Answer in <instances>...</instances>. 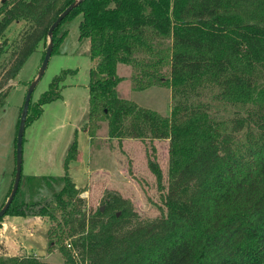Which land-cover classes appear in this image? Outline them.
Listing matches in <instances>:
<instances>
[{
    "label": "trees",
    "instance_id": "obj_1",
    "mask_svg": "<svg viewBox=\"0 0 264 264\" xmlns=\"http://www.w3.org/2000/svg\"><path fill=\"white\" fill-rule=\"evenodd\" d=\"M71 1L1 0L0 36L12 21L26 23L18 39L0 44V56L11 48L8 59L16 55L8 76L19 71L39 42L46 49L49 25ZM76 17L79 38H88L95 62L89 68L88 117L107 119L113 136L168 139L165 209L135 222L115 210L104 216L101 208L87 216L68 172L58 190L24 200L23 180L37 176L21 172L4 215L56 219L55 210L66 211L64 232L74 235L77 253L62 245L61 264H264V0H81L54 28L51 54ZM118 61L135 67V89L170 88L168 115L117 94ZM74 71L63 69L36 101L30 99L25 127L41 114L43 103L61 95V81ZM5 96L0 92V107ZM214 103L236 106L245 115L219 117ZM243 127L244 140H239ZM76 152L73 140L66 167ZM149 165L163 189L158 162L150 159ZM42 177L50 187L48 178H58ZM0 264L55 263L0 254Z\"/></svg>",
    "mask_w": 264,
    "mask_h": 264
},
{
    "label": "rangeland",
    "instance_id": "obj_2",
    "mask_svg": "<svg viewBox=\"0 0 264 264\" xmlns=\"http://www.w3.org/2000/svg\"><path fill=\"white\" fill-rule=\"evenodd\" d=\"M78 21L79 17H76L69 23L68 33L58 49L51 54L32 91L31 100L34 102L48 89L55 75L60 74L63 69L75 70L67 73L61 81V95L43 103L41 114L25 127L22 173L35 174L37 178L23 180L20 198L33 201L50 194L54 189L58 190L63 184L62 175L68 172L84 199L82 204L87 216L101 208L106 211L104 216L115 210L118 216L124 214L131 222L156 218L165 209L162 193L168 183V139L113 136L109 132L107 119L88 117L89 68L95 62L88 53V38H79ZM25 27L23 20L12 21L0 36V44L5 39L7 43L18 39ZM44 49V43L39 42L37 49L13 76H8L15 68L13 64L16 55L13 54V59H8L12 48L0 56V92L6 95V103L0 107V205L14 177V137L17 133L16 123L21 112L20 107L28 81L39 68ZM116 73L119 76L116 86L119 96L155 109L163 115L170 113L173 100L168 86L155 84L135 89V67L125 61H118ZM205 97H208L207 93ZM214 104L219 117L245 115L244 110H238L236 106ZM244 133L245 127L237 133V139L244 140ZM73 140L77 143L76 156L66 167L65 156ZM150 159L157 161L162 170V183L165 186L163 189L159 187L156 175L150 168ZM42 175H54L58 178L56 181L48 178L52 184L50 187ZM64 212L55 210L56 219L49 215H16L21 222L18 225V249L9 255H32L44 261L61 264L65 260L61 251L62 245L76 255L77 251L72 245L74 235L64 232L67 229ZM7 215L10 214L2 217L0 228ZM58 233L62 235L61 241H58ZM5 246L7 244L0 241V254Z\"/></svg>",
    "mask_w": 264,
    "mask_h": 264
},
{
    "label": "water",
    "instance_id": "obj_3",
    "mask_svg": "<svg viewBox=\"0 0 264 264\" xmlns=\"http://www.w3.org/2000/svg\"><path fill=\"white\" fill-rule=\"evenodd\" d=\"M81 0H73L71 1L51 22V24L48 27L47 34H48V42L45 49L44 56L42 58V61L39 65V68L35 74V76L30 80L25 97L22 104V109L20 112V118H19V124L17 128L16 133V146H15V173H14V180L12 183V187L10 189V192L8 196L6 197L4 203L0 207V216L4 215L5 210L9 206L11 200L13 199L20 179H21V172H22V142H23V134L25 130V122H26V116L28 112V106L31 99L32 91L34 90L36 84L38 83L39 79L41 78L47 64L49 61V58L51 56L52 48H53V40H52V34L54 28L58 25V23L61 21V19L70 11V9L75 6L78 2Z\"/></svg>",
    "mask_w": 264,
    "mask_h": 264
},
{
    "label": "crops",
    "instance_id": "obj_4",
    "mask_svg": "<svg viewBox=\"0 0 264 264\" xmlns=\"http://www.w3.org/2000/svg\"><path fill=\"white\" fill-rule=\"evenodd\" d=\"M20 224V219L16 215H7L6 221H3L2 227L0 228V241L7 244V246L3 248L2 254H14V251L18 249L17 235L20 232L18 226Z\"/></svg>",
    "mask_w": 264,
    "mask_h": 264
}]
</instances>
